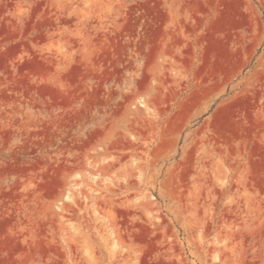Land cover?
<instances>
[{
  "label": "rangeland",
  "instance_id": "obj_1",
  "mask_svg": "<svg viewBox=\"0 0 264 264\" xmlns=\"http://www.w3.org/2000/svg\"><path fill=\"white\" fill-rule=\"evenodd\" d=\"M0 264H264V0H0Z\"/></svg>",
  "mask_w": 264,
  "mask_h": 264
}]
</instances>
